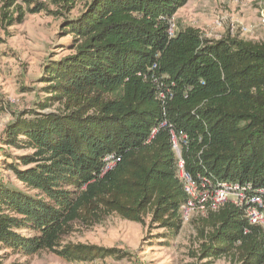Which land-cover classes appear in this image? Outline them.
I'll list each match as a JSON object with an SVG mask.
<instances>
[{
	"label": "trees",
	"instance_id": "trees-1",
	"mask_svg": "<svg viewBox=\"0 0 264 264\" xmlns=\"http://www.w3.org/2000/svg\"><path fill=\"white\" fill-rule=\"evenodd\" d=\"M22 2L25 11L0 0V28L26 13L59 16L70 53L44 65L49 97L39 107L56 109L22 111L0 137L7 150L25 152L6 155L22 188L0 181L1 248L69 263L121 260V250L65 237L112 215L176 231L186 197L171 128L187 135L181 156L193 177L264 187V40L208 39L194 27L169 37L188 0ZM108 156L117 161L106 170ZM190 223L201 260L264 264V228L250 225L244 208L227 203Z\"/></svg>",
	"mask_w": 264,
	"mask_h": 264
},
{
	"label": "rangeland",
	"instance_id": "rangeland-1",
	"mask_svg": "<svg viewBox=\"0 0 264 264\" xmlns=\"http://www.w3.org/2000/svg\"><path fill=\"white\" fill-rule=\"evenodd\" d=\"M39 1V0H37ZM21 7L26 9L22 0ZM1 8V3H0ZM264 0H188L171 20L177 27H194L208 39L236 36L250 41L264 40V26L259 12ZM50 10L55 8L50 6ZM76 15V11L70 16ZM220 21L217 26L214 22ZM63 18L39 13H26L23 23L4 32L0 28V137L6 125L22 111L50 112L57 105L42 110L39 106L49 97L42 82L44 65L68 55L70 37L62 33ZM178 25V26H177ZM23 151L7 150L0 142V181L22 188L14 175L5 168L6 155L19 156ZM194 220V219H193ZM151 221L133 223L112 215L92 226L77 225L65 237L66 242L93 247L114 248L128 255L116 260L111 257L92 262L69 263L49 252L25 257L0 246V264H236L222 257L212 263L201 260L200 241L194 224L180 223L176 231ZM25 234V231H21Z\"/></svg>",
	"mask_w": 264,
	"mask_h": 264
},
{
	"label": "built area",
	"instance_id": "built-area-1",
	"mask_svg": "<svg viewBox=\"0 0 264 264\" xmlns=\"http://www.w3.org/2000/svg\"><path fill=\"white\" fill-rule=\"evenodd\" d=\"M43 1V0H39ZM259 24L264 26V8L259 12ZM217 26L220 21L214 22ZM168 36H174L173 25L170 21ZM166 125L163 122L160 127ZM152 130L150 138L157 132ZM172 150L177 161V178L179 179L186 201L181 207L182 222H190L198 217H206L216 212L223 205L230 203L236 207L244 208L245 217L250 225H259L264 228V187L251 188L250 185L242 186L238 182L219 181L218 179L197 175L193 177L184 168V160L181 156L182 147L188 145L187 135L183 132L169 130ZM105 169H110L117 161L114 156L104 159Z\"/></svg>",
	"mask_w": 264,
	"mask_h": 264
}]
</instances>
